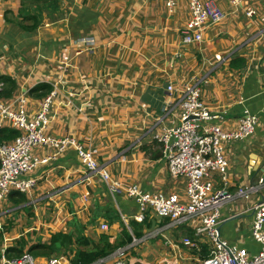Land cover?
Wrapping results in <instances>:
<instances>
[{"label":"crops","instance_id":"1","mask_svg":"<svg viewBox=\"0 0 264 264\" xmlns=\"http://www.w3.org/2000/svg\"><path fill=\"white\" fill-rule=\"evenodd\" d=\"M172 1L168 8L165 0H61L54 13L42 11L35 31L25 32L15 21L20 0H0L2 104L14 110L23 102L32 117L52 94L45 135L72 138L84 150L95 148L98 165L119 189L111 194L73 147L32 148L33 159L53 158L24 176L34 182L29 192L0 197V251L18 241L26 244L24 251L49 246L61 233L71 243L61 242L59 254L33 258L36 264L52 259L72 264L78 240L90 249L101 235L113 242L125 228L130 236L139 231L141 238L126 251L125 264H197L209 257L211 241L196 235L195 221L174 227L150 211L142 223L134 220L136 227L130 224L138 204L127 196L128 188L166 196L183 192L182 181L170 180L163 146L153 139L180 115L179 94L168 92V86L197 85L206 107L221 115L216 125L229 128L247 115L256 120L250 136L223 144L225 180L213 175L214 189L235 193L264 179V0H240L236 7L212 0L225 18L206 23L202 39L189 43L182 33L188 1ZM4 78L15 83L8 96L2 95L8 87ZM39 85L51 91L41 96L43 91H34ZM2 128L15 130L0 117ZM263 201L260 187L249 199L235 198L218 208L220 238L249 257L261 247L252 237L251 208ZM260 232L264 235V222ZM184 239L194 246H185ZM114 260L110 254L90 264Z\"/></svg>","mask_w":264,"mask_h":264},{"label":"built area","instance_id":"2","mask_svg":"<svg viewBox=\"0 0 264 264\" xmlns=\"http://www.w3.org/2000/svg\"><path fill=\"white\" fill-rule=\"evenodd\" d=\"M189 19L183 29V41L189 43L199 42L206 23L219 24L225 18V13L217 7L212 0H187ZM240 0H227L228 5L236 7ZM168 8L173 6L172 0H165ZM254 15L252 10L246 16ZM2 83H0V91ZM168 92L179 94L178 107L180 115L177 123L168 129L157 132L153 139L163 146V158L173 181L183 182L182 194L164 195L158 193H143L137 187L127 189L126 194L138 204V213L133 219L142 223L148 212L169 220L174 227L181 226L189 221L197 223L195 233L197 236L206 235L211 241L209 257L197 264H264V235L260 227L264 222V201L253 204L254 213L251 233L255 241L261 244L259 252L249 257L246 250L235 249L219 236L218 208L235 198L247 200L250 195L257 193L264 187V179L260 178L257 184L238 188L235 193L225 188L214 189L211 178L218 174L224 179L226 159L223 144L234 140H243L253 132L256 120L253 116H242L237 122L228 127L214 124L220 120L221 115L210 111L199 96L197 85L186 84L179 88L168 86ZM52 94L46 96L39 105V110L30 117L25 113L23 102H19L16 109L2 104L0 100V117L7 119L19 135L8 143L0 144V197L9 191L20 193L29 192L34 182L24 176L35 164H46L53 157L48 156L41 160L33 159L31 149L46 145L58 151L73 147L77 151L79 161L86 166L89 173L98 175L107 185L111 194L119 191L118 185L110 180L105 168L97 163V150L89 148L84 150L74 139L65 137L57 139L44 133L47 122V112ZM170 139L172 142L170 143ZM225 186V185H224ZM122 220H124L122 218ZM103 229L106 226H102ZM152 237L157 233H150ZM131 243L117 249L112 253L115 259L113 264H125V257L130 246L136 245L141 238L131 235ZM183 244L194 246L191 240L184 239ZM6 245L2 247V253ZM2 264H36L35 259L27 251L18 258L6 259L1 257ZM52 259L48 264H56Z\"/></svg>","mask_w":264,"mask_h":264},{"label":"trees","instance_id":"3","mask_svg":"<svg viewBox=\"0 0 264 264\" xmlns=\"http://www.w3.org/2000/svg\"><path fill=\"white\" fill-rule=\"evenodd\" d=\"M61 0H20V8L18 9V19L15 20L17 26H19L25 32H33L39 26V17L42 11L48 13H54L58 9V5ZM5 83L8 85L2 93L3 96H8L14 89L15 83L9 78H4ZM46 90V92H44ZM35 92L43 91L41 96H46L51 88L47 85H39L34 90ZM19 135L17 130L13 129H0V144L8 143L12 139L16 138ZM17 192V191H16ZM18 194V193H17ZM19 196V194H18ZM22 198L19 196V200ZM133 227L137 225L134 224V220L130 222ZM135 237H139L140 232L135 230ZM1 232H0V243H1ZM132 237L129 233L123 228V233L121 236L113 242H110V238L106 235H101L96 243L93 244L92 248L87 249L85 242L78 240L79 248L76 251V255L72 260V264H90L94 261L104 259L110 254L115 252L117 249L122 248L131 243ZM70 244V237L57 233L51 239L49 246L44 244H36L28 247L27 252L36 258L39 256L45 255L50 256L52 254H59L61 250L60 243ZM26 244L23 241H18L15 246L6 248L2 253L0 251V264L2 255L6 259L18 258L24 252V246ZM208 257V256H207Z\"/></svg>","mask_w":264,"mask_h":264},{"label":"rangeland","instance_id":"4","mask_svg":"<svg viewBox=\"0 0 264 264\" xmlns=\"http://www.w3.org/2000/svg\"><path fill=\"white\" fill-rule=\"evenodd\" d=\"M169 176H170V175H169ZM170 178H171V176H170ZM170 178H169V179H170ZM170 180L173 181L172 179H170ZM178 181H180V180H178Z\"/></svg>","mask_w":264,"mask_h":264},{"label":"clouds","instance_id":"5","mask_svg":"<svg viewBox=\"0 0 264 264\" xmlns=\"http://www.w3.org/2000/svg\"><path fill=\"white\" fill-rule=\"evenodd\" d=\"M133 219V218H132ZM134 220V219H133ZM2 250V249H1ZM2 252V251H1Z\"/></svg>","mask_w":264,"mask_h":264}]
</instances>
